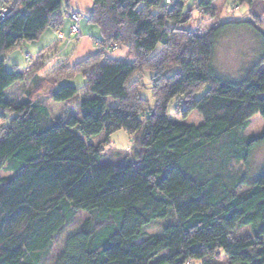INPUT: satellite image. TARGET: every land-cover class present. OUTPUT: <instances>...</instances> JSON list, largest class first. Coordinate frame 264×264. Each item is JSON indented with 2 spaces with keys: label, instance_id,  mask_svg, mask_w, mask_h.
I'll list each match as a JSON object with an SVG mask.
<instances>
[{
  "label": "trees",
  "instance_id": "obj_1",
  "mask_svg": "<svg viewBox=\"0 0 264 264\" xmlns=\"http://www.w3.org/2000/svg\"><path fill=\"white\" fill-rule=\"evenodd\" d=\"M252 1H244L250 11ZM63 2L0 0L8 8L0 17V173L10 172L0 177V264H44L81 213L87 217L55 264H211L222 252L226 264H264V169L255 177L228 172L230 162L248 163L264 143V129L243 134L254 115L264 118L260 13L253 8L254 19L196 33L186 28L194 6L214 17L216 0H93L90 21L107 48L96 46L74 65L69 58L57 61L44 74L56 83L82 74L96 91L83 92L79 114L55 119L43 98L1 94L26 75L10 71L6 55L60 25ZM242 24L260 34L262 50L233 81L215 69V47L229 27ZM117 45L128 46L136 59L110 58L107 51ZM173 67L179 70L168 74ZM146 71L152 72L154 107L140 93ZM78 92L59 85L47 99L63 102ZM174 99L181 118L196 110L203 122L172 120ZM119 129L133 136L130 163H111L105 153ZM165 218L162 235L146 233ZM242 227L252 232L238 236Z\"/></svg>",
  "mask_w": 264,
  "mask_h": 264
},
{
  "label": "rangeland",
  "instance_id": "obj_2",
  "mask_svg": "<svg viewBox=\"0 0 264 264\" xmlns=\"http://www.w3.org/2000/svg\"><path fill=\"white\" fill-rule=\"evenodd\" d=\"M245 0H216L215 6L217 8L216 15L210 17L204 15L194 9L191 11L193 19L186 25V28L191 29L196 33L206 32L211 28H214L222 22L228 20H249L254 19L252 17V9L264 19V0H253L251 11L248 8L249 4L244 2ZM243 2V3H242ZM259 23V22H258ZM262 50V38L255 28L249 25H236L229 27L221 36L217 39L215 47V69L222 76L227 77L233 81H238L244 76L245 70L258 58ZM39 51L38 43L36 40L31 42H24L23 45L6 55V65L10 71L24 72L29 65V57L36 59V55ZM29 56V57H28ZM135 57V54H134ZM129 58L131 61L132 58ZM264 69V64L262 65ZM179 70L178 67H173L168 70V74H174ZM152 72L146 71L143 73L142 82L143 86L140 89L141 97L144 98L150 107L155 106V99L153 94V84L151 81ZM71 84L79 88V92L70 99L69 103L63 104L64 107L58 108L55 112L57 115L67 116L69 114H79L81 112L79 100L84 91H92L94 88L88 89L86 80L82 74H78L73 78L66 79L61 85ZM20 84H18L19 86ZM21 87V86H20ZM209 85H204L203 89L197 93V97H201L207 92ZM83 90V91H82ZM86 91V92H87ZM86 95V94H85ZM89 95V94H88ZM110 104L115 106L117 101L108 98ZM170 118L174 121L183 120L189 124L198 125L203 122V116L196 110L190 112L187 117L181 118V108L177 99H174L170 104ZM3 121H1L2 123ZM4 123V122H3ZM264 129V118L260 114L254 115L250 119V124L244 131V135H257ZM79 134L88 140L82 133ZM106 133L103 137H106ZM93 139V138H92ZM90 139V140H92ZM89 141V140H88ZM133 136L130 135L125 129H119L109 136V142L105 144L104 149L108 161L116 164L130 163L134 156ZM119 152V154L117 153ZM264 169V143L257 145L251 152L248 163L242 162H230L228 164L229 175H233V178H237L243 174L248 177H255ZM6 169H3L0 173V177L9 175ZM232 178V180H233ZM87 217L86 213H81L77 218L66 227V229L57 237L53 247L49 251L48 255L44 256V264H55L59 254L61 253L65 240L67 237L75 233L83 220ZM169 221V218L158 219L146 228L147 234L162 235L163 227ZM252 232L250 227H242L237 231L238 236L248 235ZM227 255L222 252L215 258L211 264H226ZM189 264H203L202 260L194 259Z\"/></svg>",
  "mask_w": 264,
  "mask_h": 264
},
{
  "label": "crops",
  "instance_id": "obj_3",
  "mask_svg": "<svg viewBox=\"0 0 264 264\" xmlns=\"http://www.w3.org/2000/svg\"><path fill=\"white\" fill-rule=\"evenodd\" d=\"M93 6V0H64L63 11L71 7L82 14V38L69 43L58 38L59 31L64 32L66 35L70 32L71 20L63 16L60 25L48 27L36 40L39 51L36 55V59L32 57L27 59L29 65L27 69L22 72L26 75L19 83L10 86L1 95L17 101L26 98L33 100H40L43 98L42 101L46 102L52 117L55 119L62 118V115H57L55 112L58 108L64 107L63 104L69 103L70 99L58 102L47 99V96H49L53 87H58L64 81H61L62 83H56L53 79L48 78L44 74V70L55 62L66 58H69L70 64L74 65L96 53V46L99 42H102V36L98 25L90 21ZM48 49L51 50L49 51ZM134 54V51L126 45H117L115 48L112 47L107 51V55L115 60L128 61L130 60L129 58L134 57ZM135 59L136 54L129 62ZM18 84L20 85L18 86ZM91 88H94V91H96L94 86Z\"/></svg>",
  "mask_w": 264,
  "mask_h": 264
},
{
  "label": "built area",
  "instance_id": "obj_4",
  "mask_svg": "<svg viewBox=\"0 0 264 264\" xmlns=\"http://www.w3.org/2000/svg\"><path fill=\"white\" fill-rule=\"evenodd\" d=\"M8 13V8L7 7H0V17L6 16ZM64 15L71 20V26H70V32L69 35H65L63 32H58V38L61 40H67V41H74V40H79L83 36L82 32V14L73 9V8H68L64 11ZM99 49H102L107 46L103 42H99L98 45Z\"/></svg>",
  "mask_w": 264,
  "mask_h": 264
}]
</instances>
